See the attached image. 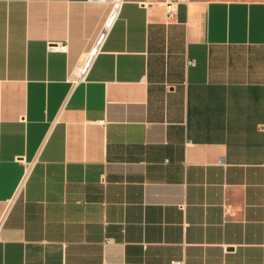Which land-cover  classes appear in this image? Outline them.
Returning a JSON list of instances; mask_svg holds the SVG:
<instances>
[{
    "label": "crops",
    "instance_id": "1",
    "mask_svg": "<svg viewBox=\"0 0 264 264\" xmlns=\"http://www.w3.org/2000/svg\"><path fill=\"white\" fill-rule=\"evenodd\" d=\"M160 1L76 84L110 4L0 0V264H264V0Z\"/></svg>",
    "mask_w": 264,
    "mask_h": 264
},
{
    "label": "built area",
    "instance_id": "2",
    "mask_svg": "<svg viewBox=\"0 0 264 264\" xmlns=\"http://www.w3.org/2000/svg\"><path fill=\"white\" fill-rule=\"evenodd\" d=\"M92 1H102L108 3L110 4L111 9L97 37L95 38L90 50L88 51L82 66L79 68L78 74L75 79L76 84L85 82L87 80L95 59L102 53L111 31L113 30L116 22L121 17L122 8L125 3V0H92ZM159 3L160 6L165 9L167 20L169 22H173L177 19L179 6L182 4H188L189 0H161ZM48 50L65 51L66 46L50 45ZM188 65H194V62L189 60ZM170 264H185V262L174 261Z\"/></svg>",
    "mask_w": 264,
    "mask_h": 264
}]
</instances>
